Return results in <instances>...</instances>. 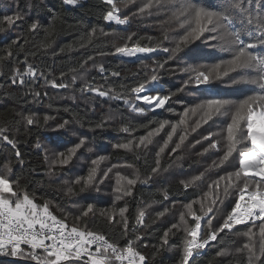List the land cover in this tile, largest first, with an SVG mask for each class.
Listing matches in <instances>:
<instances>
[{"label":"trees","instance_id":"obj_1","mask_svg":"<svg viewBox=\"0 0 264 264\" xmlns=\"http://www.w3.org/2000/svg\"><path fill=\"white\" fill-rule=\"evenodd\" d=\"M143 2L146 3L148 0ZM162 2L165 4L164 8L157 10L154 6L150 10L151 15L145 13L133 18L132 13L142 6V0H137L136 4L121 8L120 17L130 18L129 23L114 25L103 20L106 9L101 0H82L83 6L75 8L63 5L62 0H0V72L8 74L0 76V126H14L11 136L19 138L18 148L23 154L24 164L17 165L13 151L4 145H0V161L11 167L17 178L22 177L26 180L22 188L35 195L36 203L43 206L49 202V210L58 218L66 217L65 222L69 227L73 225L81 229L87 227L104 234L110 242L116 241L121 247L124 246V237L121 235L119 209L128 208L125 216L130 225L135 224L139 212L144 211L147 229L142 230V233L146 231L151 234L144 235L143 240L137 243L139 250L148 256V264H179L183 233L171 237L170 246L161 247L163 232L171 223L178 222L181 214L188 211L186 206L189 203L193 205V212L198 215L202 214V208L206 211L213 199L211 191L213 182L226 175L225 169L227 172H233L238 165V161L234 159L237 153L234 152L229 162L216 166L227 148V124L231 122L234 109L227 111L222 109V114L214 115L211 121L201 123L200 127H197V122L201 121L203 113L192 109L209 99L237 103L250 95L258 94L261 91L260 87L250 81L264 77V66L254 64L242 70L228 72L227 75H221L220 79L200 87H190L179 92L165 105V109L171 110L156 109L144 115L131 112L123 102L124 99L134 100L130 88L135 87L138 81L143 82L144 73L151 74L155 67L154 60L164 62L166 54L160 49L175 47L185 35L187 25L181 27L180 21L174 15L175 10L167 6L168 0ZM175 2L181 3L182 0ZM187 2L224 14L223 22L239 37V44L216 47L214 42L210 43L207 40L208 34L205 33L193 43L182 46V51L174 60L167 61L165 68L160 70L162 79L149 86L151 92L162 94L175 92L187 76L179 72L172 75L171 71L174 68L186 65H214L230 60L241 45L256 44L257 46L249 51L264 58V43H260L264 40V33L260 31L261 26H264V0H187ZM153 3L155 4V0ZM17 10L25 13L29 23L38 20L41 28L35 33H29L26 31L27 24L16 22L15 25L9 26L3 21L4 15ZM104 32L108 35H104ZM129 35H133L132 41L127 40ZM165 36L168 39H165ZM16 37H22L19 44L14 42ZM134 42L143 47L157 49L156 52L141 58L147 67L140 64L141 59L126 60L119 55H99L100 52H114L115 46L127 44L131 48ZM9 52L12 53L11 56L8 55ZM25 56L28 63L37 68L38 73L43 71L47 75L49 81L64 82L69 87L53 89L50 83L45 84L43 78L25 86L9 83L12 71L16 68L23 71L27 67L24 64ZM90 56L92 60H88ZM94 63L97 66L104 64L109 71H119L121 75L119 77L109 75L108 83H105L97 69L93 68ZM223 69L224 66L221 65V70ZM61 73H64L63 77ZM133 73L141 75L137 77ZM73 77L76 78L74 84ZM102 85V90L110 91L111 94L119 95L123 99L104 100L83 91L89 86L100 88ZM37 91L40 92L38 102L33 100V93ZM134 102L143 104L142 101ZM18 113L24 115L35 113L34 119L39 123L27 126L28 130H25V126L16 123L19 120ZM45 116L55 119L45 122ZM63 120L73 121L71 130L76 131V136L72 135L71 131H52L56 124ZM165 120L169 123L152 137L153 142L148 146L146 156L142 155V149L135 147L138 138L155 130L159 123ZM101 121L107 123L103 128H96L95 125ZM173 125L176 128L174 133ZM123 127H129L130 133L121 131ZM169 133H172V140L169 141L165 153L161 155V173L158 176L154 175L147 184L138 182L133 189L132 197L116 200L114 191L116 174L140 179L151 175L150 168L155 166L156 153L164 145ZM209 134L211 141L217 144L216 149L209 148V141L202 139ZM181 135L186 136L184 143L176 153L169 155L170 149L174 147V143L179 142ZM80 136L87 138V146L91 147L93 152L89 153L86 147H82L72 157V162L67 167L54 163L58 153L64 151L67 155V150L74 147ZM129 139L134 141L131 151L112 147L115 143H124ZM197 140H202V144H196ZM38 142L41 144L39 149L36 147ZM205 148L209 149L206 153ZM238 148H243V143L239 144ZM53 151L57 156H53ZM100 155L105 156V160L96 167L100 171L108 168H113V171L109 174L110 179L99 185L100 191H96L95 188L86 186L85 181L92 167L91 160L97 159ZM0 174L12 175L3 165H0ZM195 176H201V179L184 189L180 181L191 180ZM78 179L80 183H76ZM225 183L226 181H221L217 187L224 204L216 205L220 210L215 213L212 220L213 227L218 226L217 221L222 222V217L230 211V207L227 206H230L233 197L224 195ZM69 188L72 189L71 193L68 192ZM82 188L84 191H81ZM89 203L95 206V215L90 214L89 217L77 221L76 217L81 214V206L86 207ZM165 208L168 209L165 215L157 217L156 213ZM102 210L113 215L117 222L106 223L104 216L100 214ZM187 220L191 225V215L187 216ZM245 231L246 225H237L231 233L221 234L222 239L213 242L202 254L193 258L195 264H247V253L237 252L245 243H250L249 237L243 235ZM253 231L255 236L251 242L258 243V228ZM218 251L227 255L217 256ZM0 264L27 262L6 257L0 258ZM259 264H264V258Z\"/></svg>","mask_w":264,"mask_h":264},{"label":"snow or ice","instance_id":"obj_2","mask_svg":"<svg viewBox=\"0 0 264 264\" xmlns=\"http://www.w3.org/2000/svg\"><path fill=\"white\" fill-rule=\"evenodd\" d=\"M101 2L106 9V14L103 15V20L106 23L111 24L115 22L117 25H126L129 23L130 18L120 17L121 8L127 7L129 4H136L137 0H101ZM62 4L72 6L73 8L83 6L82 0H62ZM154 6L159 10L160 8H164L165 4L162 0H155V4L153 0H148L146 3L142 0V6H139L138 10L132 13V17L142 16L145 13L151 15L150 10ZM167 6L175 10L174 15L180 21L181 27L187 25L185 35L180 38L175 47L171 49L163 47L160 49V51L166 54L164 62L154 60L155 67L152 69L151 74L144 73L143 82L138 81L135 87L130 88L129 91L134 100L143 102V104H140L135 103L133 99H124L125 106L131 112L144 115L149 111L165 109L166 103L174 95L190 87H200L213 82V80L220 79L221 75H227L228 72L242 70L254 64L264 66V58H260L249 51V49L257 45L249 43L246 46L241 45L234 52L230 60L214 65L177 66L171 71V74L175 75L179 72L182 75H186L187 79L182 81L181 87L176 89L175 92L170 91L162 94L160 92L149 91L150 85L158 83L162 79L160 70L165 68L167 61L174 60L177 54L182 51V46L193 43L204 36L205 33L208 34L207 40L210 43L214 42V46L216 47H228L233 44H239V37L231 32L223 22L225 18L224 14L196 6L187 2V0H182L181 3H176L175 0H168ZM2 19L9 26L15 25L16 22L27 24L26 31L29 33H35L41 28L38 20H32L29 23L25 13L20 10L4 15ZM101 31L103 32V29ZM260 31L264 33V26H261ZM104 35H108V33L104 32ZM133 35H129L127 40L132 41ZM21 39L22 37H16L14 42L19 44ZM165 39H168V37L165 36ZM260 43H264V40H261ZM43 47H47V45H43ZM156 51L157 49L155 48L143 47L138 42H134L131 48L127 44L115 46L114 52H100L99 55H121L131 58L138 53L151 54ZM8 55L11 56L12 53L9 52ZM92 59L91 56L88 57V60ZM139 62L141 65H145L143 59ZM24 64L27 67L23 71L20 68H16L11 72L8 80L9 83L16 86H25L36 83L39 79L43 78L45 84L50 83L53 89H66L69 87L64 82L49 81L43 71L38 73L37 68L28 63L27 56L24 58ZM221 65L224 66L223 70H221ZM93 68L97 69L105 83H108L109 75L112 77H119L121 75L119 71H109L104 64L97 66L94 63ZM63 75L64 73H61L62 77ZM133 75L139 77L141 74L133 73ZM0 76H8V74L0 72ZM75 79L73 77V84L75 83ZM250 82L258 84L261 89L258 94L250 95L237 103L222 99H209L192 109V111L199 110L203 113L201 121L197 122V127H200L201 123L211 121L214 115L222 114V109L225 111L234 109L231 122L227 124V148L216 166L229 162L234 152L237 153L234 159L238 161V165H236V170L233 172H227L225 169L226 175L220 176L218 180L213 182V186L211 187L213 199L210 201L206 211L202 208V214L198 215L193 212V205L189 203L186 206L188 211L181 214L179 221L171 223V226L167 227L163 232L161 247L170 246L171 237L177 236L178 233H183L182 254L179 264H195L194 257L202 254L213 242L222 239L221 234L231 233L237 225L247 226V231L243 235L249 237L250 240V243H245L242 249H237V252L247 253V264H259L260 260L264 258V77H261L259 80L253 79ZM102 89L103 85L100 88L89 86L83 91L104 100L123 99L119 95L111 94L110 91ZM39 98L40 92H34L33 100L38 102ZM67 110L65 109V111ZM18 116L19 120L16 123L25 126V130H28L27 126L39 123L38 120L34 119L35 113L28 115L18 113ZM49 119H55V117H44L45 122ZM72 123L73 121L63 120V122H58L52 131H71V134L76 136V131L71 130ZM106 123L107 121H101L95 127L103 128ZM168 123L166 120L162 121L159 123L158 128L138 138V143L135 144V147L142 149V155L146 156L148 146L153 142L152 137L158 134ZM12 127L14 126H0V145L9 147L14 153L17 165L23 166V154L18 148L19 138L11 136ZM81 127H83L82 124ZM121 131L130 133V128L123 127ZM175 131L176 128L173 125L172 133ZM172 133L168 134L164 145L156 153L155 166L150 168L151 175L145 179H140L139 177L127 178L119 173L116 174V186L114 189L116 200L132 197L134 194L133 189L138 182L140 184H147L153 179L154 175L158 176L161 173V155L168 148L169 141L172 140ZM185 139L186 136L181 135L179 142L174 143V147L170 149L169 155L176 153L181 148ZM202 139L209 141V148H217V144L211 141V134L204 136ZM86 141V137H78V142L74 144V147L67 150L68 154L65 155L64 151H60L54 163L67 167L72 162V157L82 147H86L87 152L92 153L93 149L87 146ZM133 143L134 141L129 139L124 143H115L112 147L131 151ZM195 143L202 144V140H197ZM241 143H243V148H238V145ZM36 147L39 149L41 144L38 142ZM192 147L194 148L195 145H192ZM208 150V148H205L204 152L206 153ZM198 155H203V153H198ZM53 156H57L54 151ZM103 160H105V156L103 155L91 160L92 167L85 181L86 186L95 188L96 191H100L99 185L104 184L106 180L110 179L109 174L113 171V168L100 171L96 167ZM147 163L146 159L145 164ZM0 165H3L8 173H12L11 176L0 174V255L17 258L26 261L27 264H148V256L139 250L137 243L143 240L144 235L151 234L146 231L142 233V230L147 229V225L144 223L146 215L144 211H140L135 224L130 225L125 216L128 208L119 209V223L122 225L121 235L124 237V246L121 247L116 241L110 242L104 234L90 230L87 227L84 229H81L77 225L69 227L65 222L66 217L62 219L53 215L49 210V202L41 206L35 202V195L30 194L26 189L22 188V185L26 183L24 178H17L13 173V169L2 161H0ZM49 167L51 168L52 165H49ZM200 179L201 176H195L191 180H181L180 183L183 184L184 189H187L194 181ZM221 181H226L223 186L224 195L232 196L233 200L230 206H227L230 207V211L227 212L225 217H222V222L217 221L218 226L213 227L212 220L215 217V213L220 210L216 205L217 203L224 204V200L220 198L217 191V187ZM233 181L236 183H233ZM80 182L79 179L76 180V183ZM81 191H84V189L82 188ZM68 192L71 193L72 189L69 188ZM165 199H167V196H165ZM95 211V206L91 203L87 204L86 207L81 206V214L76 217V220L80 221L82 218L89 217L90 214L95 215ZM167 211L168 209L165 208L163 211L157 212L156 215L157 217H163ZM100 214L104 216L108 224H115L117 222L115 217L106 211L102 210ZM188 215H191L192 218L191 225L187 220ZM256 228H258L259 232L258 243L251 242L252 237L255 236L253 230ZM145 247L147 246L145 245ZM216 255L224 256L227 253L218 251Z\"/></svg>","mask_w":264,"mask_h":264},{"label":"rangeland","instance_id":"obj_3","mask_svg":"<svg viewBox=\"0 0 264 264\" xmlns=\"http://www.w3.org/2000/svg\"><path fill=\"white\" fill-rule=\"evenodd\" d=\"M111 24H114V25H117V24H115V22H112ZM206 46H209V45H206ZM147 54H142V53H138L136 56H133V57H131V58H129V57H123V56H121V55H119V56H121V57H123L124 59H126V60H138V59H141L142 57H144V56H146ZM143 103V102H142Z\"/></svg>","mask_w":264,"mask_h":264},{"label":"built area","instance_id":"obj_4","mask_svg":"<svg viewBox=\"0 0 264 264\" xmlns=\"http://www.w3.org/2000/svg\"><path fill=\"white\" fill-rule=\"evenodd\" d=\"M38 252H39V250H38ZM41 255H42V253H40ZM6 257H8V256H2V255H0V258H6Z\"/></svg>","mask_w":264,"mask_h":264}]
</instances>
